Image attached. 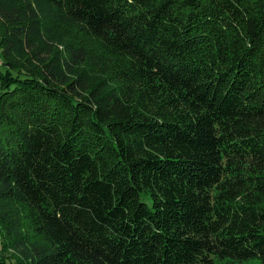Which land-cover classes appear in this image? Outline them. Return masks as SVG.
<instances>
[{
	"label": "trees",
	"instance_id": "trees-1",
	"mask_svg": "<svg viewBox=\"0 0 264 264\" xmlns=\"http://www.w3.org/2000/svg\"><path fill=\"white\" fill-rule=\"evenodd\" d=\"M0 237V264H264V0H0Z\"/></svg>",
	"mask_w": 264,
	"mask_h": 264
},
{
	"label": "rangeland",
	"instance_id": "rangeland-1",
	"mask_svg": "<svg viewBox=\"0 0 264 264\" xmlns=\"http://www.w3.org/2000/svg\"><path fill=\"white\" fill-rule=\"evenodd\" d=\"M73 32L72 28L69 26V24L66 23H62L59 25V28L57 30V32L55 33V39L59 41L62 40H67L69 37H71V33ZM2 241H1V237H0V253L4 256V257H8L10 259H12V257L15 256V254L13 253V251H11L10 248H8L7 246L2 245ZM212 264H262L258 259L256 258H251V260L246 261V262H229L228 260H224V261H215Z\"/></svg>",
	"mask_w": 264,
	"mask_h": 264
}]
</instances>
